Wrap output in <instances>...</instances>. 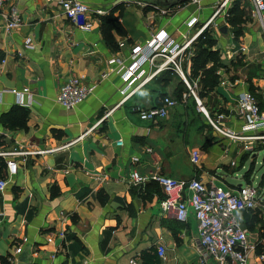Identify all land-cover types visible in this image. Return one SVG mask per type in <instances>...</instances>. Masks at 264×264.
<instances>
[{
  "label": "crops",
  "instance_id": "0c3cea01",
  "mask_svg": "<svg viewBox=\"0 0 264 264\" xmlns=\"http://www.w3.org/2000/svg\"><path fill=\"white\" fill-rule=\"evenodd\" d=\"M59 1L5 0L0 9V116L18 106L11 90L28 89L32 95L27 130L9 131L0 125V151L69 145L52 154L14 157L15 175L8 174L7 166L2 170L0 179L7 185L0 192V264H129L130 259L139 264H198L202 254L193 214L189 211L184 223L163 215L159 186L151 182L133 187L128 175L137 170L142 175L159 173L177 181L197 179L205 185L234 188L224 172L235 167L223 164L236 158L241 168L243 149L220 139L203 149L209 138L202 125L190 118L191 97L171 69L120 103L123 83L114 72L117 66L109 61L118 58L127 63L132 46L161 33L178 43L194 37L223 0H197V5L188 1L166 16L138 6V0H80L105 15L122 4L120 22L127 35L113 36L117 44L124 41L126 46L115 50L103 40L100 17L87 16L91 28L83 30L64 16ZM248 1L245 13L250 22L240 37L227 24L222 32V16L212 21L209 29L223 64L218 74L225 84H219L210 99L197 97L206 111L212 107L218 110L216 116L223 113L222 123L231 130L242 125L234 114L238 94L250 92L264 111V34ZM12 6L17 8L19 26L7 31L2 14ZM193 17L198 23L190 29L187 23ZM26 40L31 48L25 46ZM189 60L181 61L186 74ZM73 76L92 90L82 104L65 109L55 98L59 87ZM141 82L134 80L129 89ZM179 93L187 96L183 113L177 106L157 123L141 121L135 113L136 108L157 106L164 95L176 99ZM193 150L202 153L199 167L190 162ZM132 158L138 161L133 164ZM236 217L255 247L248 264H264L258 260L264 254V225L248 212ZM158 247L164 249L162 257ZM206 264L214 263L207 259Z\"/></svg>",
  "mask_w": 264,
  "mask_h": 264
},
{
  "label": "built area",
  "instance_id": "2783aa9c",
  "mask_svg": "<svg viewBox=\"0 0 264 264\" xmlns=\"http://www.w3.org/2000/svg\"><path fill=\"white\" fill-rule=\"evenodd\" d=\"M4 1L0 0V9L4 6ZM188 1L193 5L198 4L197 0ZM234 1L236 0H223L216 7L212 17L200 27L194 37L178 43L171 36L161 33L152 36L143 45L132 46L129 49L127 63H122L118 58H112L109 64L117 66L114 72L120 76L123 83L119 89V95L122 97L120 103L125 102L139 87L154 76L171 69L181 77L189 90V94L194 97L199 111L202 112L212 127L214 136H218L220 140L229 141L230 145L242 147L243 153L246 155L264 146V111H261L256 98L250 92L237 95L234 114L242 119V125L238 130H231L222 123V120L226 118L223 113L219 114L214 121L210 118L209 113L195 95L193 88H196V84H193L192 87L188 83L181 65L182 59L189 60L192 57V43L196 38L210 27L217 16L220 15L225 20L228 6ZM250 2L253 7V17L258 21L264 34V0H250ZM58 4L64 16L83 30H90L91 28V23L87 22V16L94 14L102 17L105 15L104 10L95 9L92 11L80 0H60ZM137 5L143 8L151 7L162 16H166L171 10L154 8L141 0L137 1ZM2 17L6 21L7 31L14 30L19 26L16 6L10 7L7 13L2 14ZM197 23V19L193 17L188 21L187 26L194 29ZM25 46L31 48L29 40L25 41ZM117 46L118 49H122L126 43L124 41L119 42ZM159 59L163 61L157 65L156 62ZM145 68H150L153 71L147 74ZM137 79H143V82L135 89H129L131 83ZM224 84V81L220 82V85ZM91 90V87L87 86L82 78L73 76L59 87L55 101L65 109H73L86 100ZM11 93L17 97L18 106L22 108L30 106L32 95L28 89H23L22 92L11 90ZM24 95L27 96L26 99H24ZM186 97L185 95L182 96L181 102H184ZM177 106H179L178 100L165 96L160 99L157 106L148 109L136 108L135 113L141 121L157 123L166 119L169 111ZM118 145H122V141H119ZM68 146L34 151H0V157L6 160L8 174L15 175L18 165L14 157L52 154ZM147 152L150 153L151 150L148 149ZM201 160L202 153L200 150H193L190 153V162L193 166L199 167ZM137 161V158L131 159L133 164ZM230 165L239 168V164L235 161H231ZM127 181L133 187L145 186L151 182L157 184L164 195L159 204L163 215L184 223L187 220L188 212L193 214L197 222L202 254L198 264H206L207 259L212 260L214 264H248L249 254L255 250V247L249 244V231L239 225L236 214L248 212L264 225V193L259 188L251 185L234 188L214 184L205 185L197 179L188 182L177 181L159 173L142 175L137 170L130 171ZM6 185L7 182L0 179V192L5 190ZM48 241L51 240L48 239ZM157 249L162 257L164 249L162 247ZM20 252V247L15 250L16 254ZM258 260L264 263V254L258 256ZM129 264L139 263L135 259H130Z\"/></svg>",
  "mask_w": 264,
  "mask_h": 264
},
{
  "label": "trees",
  "instance_id": "16d2710c",
  "mask_svg": "<svg viewBox=\"0 0 264 264\" xmlns=\"http://www.w3.org/2000/svg\"><path fill=\"white\" fill-rule=\"evenodd\" d=\"M246 7L240 4V1L236 0L232 6L228 9L226 24L230 26L231 31L235 36L240 37L245 29V26L250 22V18L245 13ZM117 13V15H116ZM124 13L122 4L113 7L106 15L99 18L100 20V32L105 43L112 49L118 48L117 42L114 39L113 33L119 37H125L127 35L123 28L120 19ZM223 28H226L224 26ZM227 30V28H226ZM217 41L213 38V32L211 29H206L200 34L196 40L192 43V57L189 60V74H186L188 83L193 87L196 84V88H193L195 95L200 99H207L213 93L215 88L220 84L221 77L218 74L220 69L223 68L222 58L218 49H216ZM171 74H174L173 72ZM184 90L189 93V90L182 83ZM183 91V90H182ZM190 95V94H189ZM162 97H165L162 96ZM191 97V102L195 105V100ZM182 93L177 94L176 100L181 102ZM210 99V98H209ZM221 112V111H219ZM29 120V111L27 108L20 106L12 107L8 112L0 116V125L9 131L27 130V123ZM214 145V141L209 139L203 149H207L208 146ZM264 150V146L259 149ZM246 155L243 156V158ZM6 168V163L0 159V178H2L1 172ZM147 185V184H146ZM107 200V196L101 199L103 204Z\"/></svg>",
  "mask_w": 264,
  "mask_h": 264
},
{
  "label": "rangeland",
  "instance_id": "374dc122",
  "mask_svg": "<svg viewBox=\"0 0 264 264\" xmlns=\"http://www.w3.org/2000/svg\"><path fill=\"white\" fill-rule=\"evenodd\" d=\"M241 1H240L241 7L242 6L250 7L248 0H241ZM220 24H223L222 26L223 28L224 26H226V20L220 21ZM182 71H184L183 66H182ZM192 98L194 99L193 96ZM186 103L187 102L182 103L179 101V106H178L179 109H177V111L182 112L181 109H183V111L185 112ZM206 109H207V112L209 113L210 118L213 121L216 120L217 112L215 111H218V110L213 111L212 107L211 108L206 107ZM189 112H191L192 114H190ZM188 114L190 118L193 119V121L198 124L197 126H199L200 124L202 125L203 132L206 134L207 138L213 140L214 144H217V142H219V139H218L219 137L216 135L214 136V131L212 127L208 124V121L205 118V116L202 114V112L199 111V108L196 103L195 105H193L192 102L189 103ZM234 160L229 159V161L224 162L226 164H223V165H226L229 167L230 162ZM241 165H242L241 168H235V169L230 168L228 172L226 173L224 172V174H226L228 177V183L233 184L236 187L238 186L246 187L247 185H251L253 187L259 188L264 193V150L263 148L257 149L256 151L252 153H247L246 156L243 158Z\"/></svg>",
  "mask_w": 264,
  "mask_h": 264
},
{
  "label": "water",
  "instance_id": "95a60500",
  "mask_svg": "<svg viewBox=\"0 0 264 264\" xmlns=\"http://www.w3.org/2000/svg\"><path fill=\"white\" fill-rule=\"evenodd\" d=\"M142 2L150 5L154 8L170 10L176 6L182 5L187 2V0H141ZM226 28H222V32H226Z\"/></svg>",
  "mask_w": 264,
  "mask_h": 264
}]
</instances>
